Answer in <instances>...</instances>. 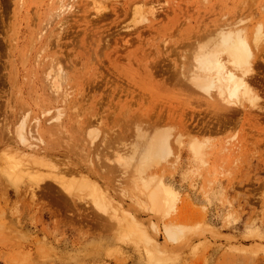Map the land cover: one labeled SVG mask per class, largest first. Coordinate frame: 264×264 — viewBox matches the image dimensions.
Segmentation results:
<instances>
[{
	"label": "rangeland",
	"instance_id": "obj_1",
	"mask_svg": "<svg viewBox=\"0 0 264 264\" xmlns=\"http://www.w3.org/2000/svg\"><path fill=\"white\" fill-rule=\"evenodd\" d=\"M224 24L264 0H0V264H264V53L260 104L191 81Z\"/></svg>",
	"mask_w": 264,
	"mask_h": 264
},
{
	"label": "bare ground",
	"instance_id": "obj_2",
	"mask_svg": "<svg viewBox=\"0 0 264 264\" xmlns=\"http://www.w3.org/2000/svg\"><path fill=\"white\" fill-rule=\"evenodd\" d=\"M224 25L227 27L224 26L225 28H221L220 30L218 29L217 33H216L217 35L216 36L214 35L215 36L214 38H212L213 36L210 33L212 37L210 38L208 45L204 47V50L201 49L203 52H201V50H200L201 54L199 56L197 55L198 57L196 59L197 60L196 62L198 64L199 69H201L202 72L205 73V75L203 76V74H200V75L196 76L194 79H193V77H192V79L191 78L190 79L192 82L194 81L193 83L195 85H198L197 87H200L204 91L208 92V95H210L209 93H210L211 88L215 87L216 88L215 91H217L218 97L221 96V98H222L221 102L226 100L225 105H223V106H225L224 112L227 113L226 110H228L229 113H230V111L232 113L233 111L236 112V110H234L232 107H230V103L240 101L239 97H241V96H248L254 105L260 104V102H261L260 94L257 91L258 90L257 86L260 85V83L257 81L256 75H257V72H259V70L257 69V62L259 61L258 59L261 60L263 53H264V45H263L264 33L262 31V28H261L262 26H258L254 29L253 33H251L252 35L250 38L249 37L250 32H249V29H247V27L244 29H239V28L233 29V28H231L232 26H229L230 24L229 25L224 24ZM263 92H262V94H263ZM234 99H235V101H234ZM127 119H129V118H127ZM132 119H131V121H134ZM152 122H154V121H152ZM58 133L60 134V132H58ZM120 134H122V131L120 132ZM64 136H62V137H64ZM157 137H158V134H157ZM148 138L150 139V137H148ZM162 138L160 139V136L158 138L153 136L152 141H154V139H155L156 142H152L150 145H148V146H151L149 148L146 147L147 145L146 146L144 145L146 148L145 149L143 148V151H141V153L139 150V156L135 160L136 163L134 164L135 170H133V171L137 172V174L140 176V179H137V180H139L140 182L143 183V184H141V187L144 186V188L148 192V193L147 192L146 193L148 194L149 198L151 199V202L153 203V205L155 207L161 205V203L163 204V202L166 203V201L170 200V198L172 200H174L173 197H175V192H174V190H172L170 188L169 185H167L165 182H163L161 178H158V177L155 178V177L151 176L150 175L151 172H149V167H150V164L152 163L153 158H154L153 162L156 161V163H157L160 160V158L163 157V155L165 156V154L168 153V150L166 149L167 147L165 148V146H166L165 139L166 138L165 139L164 138L162 139ZM150 141L151 140H149V142ZM194 149H196L197 151H202L199 146L194 147ZM135 151H137V149ZM130 155H131V153H130ZM132 155H133V153H132ZM131 158L132 157H130L129 159H131ZM146 158H148V159H146ZM145 159L147 161H144ZM126 160H128V159H126ZM124 171H125V169H124ZM147 172H148L149 178L145 179L144 177L147 175ZM144 174H146V175L143 176ZM135 175H136V173H135ZM133 176H134V174L132 175L131 178L133 180H135V177H137V176H135L134 178H133ZM139 176H138V178H139ZM137 180H135V181H137ZM128 181H129V179H128ZM138 187H139V185H138ZM146 193L144 191V194H146ZM168 203L170 204L169 201H168ZM159 208L161 209V207H159ZM127 217L125 218L126 220H127ZM132 220L135 221L134 218L131 219L130 223H129L130 226L129 225H127V226L130 227L129 228L130 230L135 231V230H137V229H135L136 227L134 229H131V227L132 228L134 227V225H133L134 221H132ZM124 222H126V221H124ZM127 222H129V220ZM136 224H137V222H136ZM134 231H133V233H134ZM136 232H138V231H136ZM135 234H137V233H135ZM137 235L139 236V234H137ZM131 237H134V236L131 235ZM141 237H143V235H141ZM141 237H140V239H142ZM143 239L145 241V237ZM148 241L146 239V242H148Z\"/></svg>",
	"mask_w": 264,
	"mask_h": 264
}]
</instances>
